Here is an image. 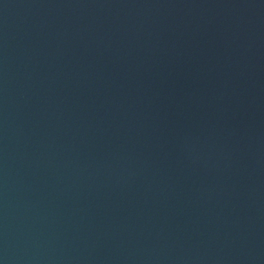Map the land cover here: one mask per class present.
<instances>
[{
    "label": "water",
    "instance_id": "1",
    "mask_svg": "<svg viewBox=\"0 0 264 264\" xmlns=\"http://www.w3.org/2000/svg\"><path fill=\"white\" fill-rule=\"evenodd\" d=\"M0 264H264V0H0Z\"/></svg>",
    "mask_w": 264,
    "mask_h": 264
}]
</instances>
